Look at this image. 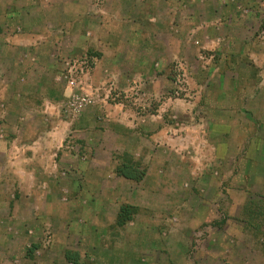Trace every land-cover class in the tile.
Here are the masks:
<instances>
[{"label": "rangeland", "instance_id": "obj_1", "mask_svg": "<svg viewBox=\"0 0 264 264\" xmlns=\"http://www.w3.org/2000/svg\"><path fill=\"white\" fill-rule=\"evenodd\" d=\"M0 148V264H264V0H0Z\"/></svg>", "mask_w": 264, "mask_h": 264}, {"label": "trees", "instance_id": "obj_2", "mask_svg": "<svg viewBox=\"0 0 264 264\" xmlns=\"http://www.w3.org/2000/svg\"><path fill=\"white\" fill-rule=\"evenodd\" d=\"M117 160L115 171L117 175L131 181H140L145 174V171L141 168L139 161L134 159L132 154L128 152H122L120 154L114 155ZM138 208L129 204L121 205L119 211L116 215V223L118 225H123L127 221L131 220L132 217L137 213ZM242 214L246 218L245 222L248 225H252V219H261L264 221V204L260 201L248 200L242 207ZM260 229L259 225H256V230ZM77 253H72L70 251L65 252V258L70 262H75Z\"/></svg>", "mask_w": 264, "mask_h": 264}, {"label": "crops", "instance_id": "obj_3", "mask_svg": "<svg viewBox=\"0 0 264 264\" xmlns=\"http://www.w3.org/2000/svg\"><path fill=\"white\" fill-rule=\"evenodd\" d=\"M2 150H3V149L0 148V151H2ZM8 151H9V150H8ZM3 152H4V155H5V154L7 155V153H8V152H7V149H4Z\"/></svg>", "mask_w": 264, "mask_h": 264}]
</instances>
